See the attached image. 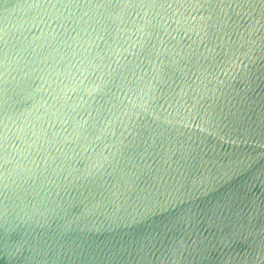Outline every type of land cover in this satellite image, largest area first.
<instances>
[{"label": "water", "instance_id": "water-1", "mask_svg": "<svg viewBox=\"0 0 264 264\" xmlns=\"http://www.w3.org/2000/svg\"><path fill=\"white\" fill-rule=\"evenodd\" d=\"M0 264H264V0H0Z\"/></svg>", "mask_w": 264, "mask_h": 264}]
</instances>
